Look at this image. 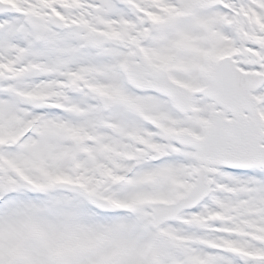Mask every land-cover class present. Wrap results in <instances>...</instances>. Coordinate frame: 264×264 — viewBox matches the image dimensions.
<instances>
[{"label": "snow or ice", "instance_id": "snow-or-ice-1", "mask_svg": "<svg viewBox=\"0 0 264 264\" xmlns=\"http://www.w3.org/2000/svg\"><path fill=\"white\" fill-rule=\"evenodd\" d=\"M0 264H264V0H0Z\"/></svg>", "mask_w": 264, "mask_h": 264}]
</instances>
